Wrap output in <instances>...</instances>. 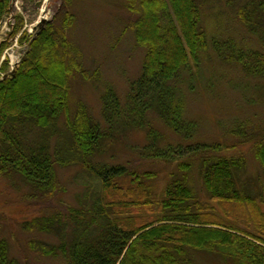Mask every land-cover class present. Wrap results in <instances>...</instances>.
Returning <instances> with one entry per match:
<instances>
[{"label":"trees","instance_id":"obj_1","mask_svg":"<svg viewBox=\"0 0 264 264\" xmlns=\"http://www.w3.org/2000/svg\"><path fill=\"white\" fill-rule=\"evenodd\" d=\"M70 1L63 0L67 5ZM9 2L0 0V19ZM126 2L137 14L135 39L145 54L139 75L130 82L125 104L111 85L102 91L104 126L81 104L74 117L67 118V134L59 132L51 149L50 137L58 133L59 116L68 114V78L74 69L84 74L76 54H72L77 48L71 44L67 48L65 41L58 43L52 23L47 22L29 40V48L13 72L0 75V173L18 174L38 193L48 196L58 189V164L90 163L98 182L85 212L78 209L69 219L75 228L68 237V221L59 214L35 217L24 224L25 228L60 236L57 246L31 241L33 248L60 254L71 264H194L191 250L234 257L244 264H264V210L257 202L264 203V196L257 200L248 189L250 182L243 180L245 158L222 155L219 142H191L193 138L186 145L161 148L159 133L145 121L146 112L153 110L176 134L190 136L194 132V124L183 117L177 82L190 60L197 63L208 47L199 0ZM236 11L248 31L264 40V0H249ZM71 19L67 14L65 23ZM216 41L214 48L222 52ZM4 44L0 43V50ZM239 49L227 58L239 62L248 74H263L262 53ZM254 59L258 61L251 64ZM131 123L147 130L149 142L144 146V156L177 160V168L183 171L182 176L171 174L159 193L144 182L152 177V171L137 173L122 163L90 162ZM32 130L36 137L31 139L27 135ZM255 156L264 169V142L258 144ZM192 166L197 167L208 198L216 207L196 197L185 173ZM127 176L135 185L124 188L118 178ZM0 264H18L9 256L5 239H0Z\"/></svg>","mask_w":264,"mask_h":264},{"label":"rangeland","instance_id":"obj_2","mask_svg":"<svg viewBox=\"0 0 264 264\" xmlns=\"http://www.w3.org/2000/svg\"><path fill=\"white\" fill-rule=\"evenodd\" d=\"M247 1L199 0L200 22L208 38V47L198 56L197 63L190 60L188 69L177 82L184 104L183 117L194 124V132L190 136L176 134L153 110L146 112L145 121L159 133L161 148L169 144L186 145L190 143L187 140L193 138L191 142H219L223 146L222 155L243 156L246 163L242 178L250 182L248 189L259 200L260 195L264 196V169L255 151L258 144L264 142V73L248 74L239 62L227 58L237 54L239 48L259 51L264 56V40L250 33L237 15V8ZM42 2L10 0L8 10L0 19V43L5 42L0 50V75L4 71L10 73L24 58L29 40L47 22L53 24L58 43L65 41L67 48L69 44L77 48L72 54H76L78 67L84 74L74 69L68 78V114L59 116L58 133L50 137L53 149L59 132L67 134V118L72 119L81 104L94 121L105 125L100 97L106 85H111L125 104L130 82L140 73L145 49L136 43L134 21L137 14L135 16L127 8L126 0H71L68 5L57 0L50 19L37 27L34 23ZM67 14L72 15L68 24L64 20ZM215 41L222 46V52L214 48ZM70 61L69 58V64ZM257 61L254 59L251 64ZM262 63L264 67V61ZM34 134L32 130L27 136L32 139L36 137ZM148 142L146 128L131 123L90 162L93 165L122 163L137 173L152 171V177L144 182L159 193L172 178L171 174L181 175L183 171L177 168V160L144 156V146ZM89 164L56 165L58 189L50 196L38 193L18 174L0 173V239L8 242V254L18 264H71L60 254H45L32 246L31 241L57 246L59 235L25 228L24 224L35 217L59 214L62 220L68 221L65 228L68 237L75 228L73 221H69L72 214L78 209L85 212L86 205L93 201L90 194L98 188ZM185 173L196 197L216 207L208 198L197 167L192 166ZM118 182L124 188L135 185L129 176L118 178ZM257 202L264 210V203ZM217 211L222 214L218 207ZM191 256L194 264H244L234 257H221L204 250H191Z\"/></svg>","mask_w":264,"mask_h":264},{"label":"bare ground","instance_id":"obj_3","mask_svg":"<svg viewBox=\"0 0 264 264\" xmlns=\"http://www.w3.org/2000/svg\"><path fill=\"white\" fill-rule=\"evenodd\" d=\"M56 1L57 0H43L41 7H40L39 17L37 18L34 25L39 27L42 24H44L47 20L50 19V17L53 14L54 7L57 3ZM13 61H15L14 58H13Z\"/></svg>","mask_w":264,"mask_h":264}]
</instances>
